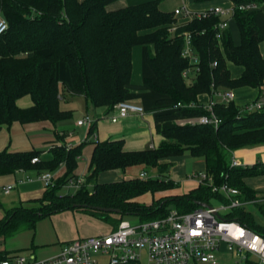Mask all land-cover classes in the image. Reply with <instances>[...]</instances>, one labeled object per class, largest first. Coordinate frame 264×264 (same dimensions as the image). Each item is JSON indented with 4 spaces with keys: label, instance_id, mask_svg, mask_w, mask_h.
I'll return each mask as SVG.
<instances>
[{
    "label": "trees",
    "instance_id": "16d2710c",
    "mask_svg": "<svg viewBox=\"0 0 264 264\" xmlns=\"http://www.w3.org/2000/svg\"><path fill=\"white\" fill-rule=\"evenodd\" d=\"M117 1L0 0L1 14L9 24L0 37V131L16 122H50L57 126L70 121L73 113L62 110L61 103L75 97H83L91 107L104 108L111 114L129 95L132 52L136 46L147 47L146 59L153 77L146 79L145 84L160 97L156 107L169 109L156 116V132L163 138L158 148L128 151L123 140L88 139L76 147L55 148L52 158L45 161L41 160L40 151L0 153V177L20 172L54 173L61 165L66 167L65 175L35 202L38 207H18L0 221V238L32 229L38 221L63 212L86 214L114 231L123 220L149 222L166 218L172 210L190 213L205 205H229L227 198L207 185L184 195L156 197L178 187L166 174L186 154L204 163V171L213 178L214 185L228 183L240 191L242 201L258 200L257 192L247 180L264 176V163L231 168V157L238 150L264 145V111L239 117L235 103L217 105L215 112L223 123L215 129L176 124L177 118L205 115L201 108L172 109L179 103L201 105L199 97L211 95L213 89H264V36L256 23L259 11L236 12L234 22L240 35L236 44L231 25L221 40L216 38L214 28L220 21L217 17L179 25L175 13L160 10L161 0L108 11V6ZM229 1L235 5L264 6V0ZM176 25L171 35L169 30ZM186 32L192 34V45L200 59V71L191 85L183 76L189 68V62L182 57ZM228 63L243 68L239 78L232 77ZM60 64L69 69V87H63L59 81ZM26 96L31 97L33 105L22 109L17 103ZM94 132L95 124L88 132L89 137ZM90 144L94 149L84 186L73 194H59L70 179L78 178L75 175L78 160ZM34 158L40 162L33 164ZM135 167L159 173L149 179L99 182L101 174L118 170L126 173ZM146 195L153 197L149 204L141 202ZM94 208L115 209L119 213ZM222 219L237 221L264 237V225L245 207L224 213Z\"/></svg>",
    "mask_w": 264,
    "mask_h": 264
},
{
    "label": "built area",
    "instance_id": "2783aa9c",
    "mask_svg": "<svg viewBox=\"0 0 264 264\" xmlns=\"http://www.w3.org/2000/svg\"><path fill=\"white\" fill-rule=\"evenodd\" d=\"M258 6L252 3L231 7L214 6L202 13L193 14L188 10L177 9L176 17H184L193 20H207L213 17L220 19L215 26L216 38L221 40L223 33L229 29L231 19L237 11L253 12ZM173 26L169 32L173 35L177 29ZM9 29L5 19H0V37ZM192 34L185 33V44L182 57L189 62V68L183 76L190 84L199 73L200 59L192 45ZM212 67H217L213 63ZM236 101L233 90L213 89L211 100L207 104L183 105L179 103L172 110L188 108H201L206 114L195 118H177V125H202L213 126L218 129L223 123L215 112L217 105H230ZM264 111V98L253 100L239 110V117ZM160 111H156V115ZM143 106L123 101L118 103L109 119L112 123L127 119L132 115H145ZM95 124L94 118L87 115L78 121V127L87 130L86 140L97 142L96 135L89 137L88 132ZM40 159L34 158L32 163H38ZM231 168H250L244 165L232 153ZM24 173L25 172H20ZM147 173H141L140 178L149 179ZM59 179L52 172H43L39 175H26L16 181V186H22L33 182H40L46 189L53 188ZM191 180L200 185H207L214 193H220L230 201L229 205L218 204L209 208H201L190 213H180L177 210L170 211L166 218L149 222H132L123 220L119 227L106 235L78 238L65 245L60 253L46 260L30 258L24 255H14L1 260L0 264H99V256H109L110 264H220L219 253L222 246L232 255L239 256L244 262L264 264V237L250 230L237 221L222 219V215L232 209L242 208L247 202L242 201L240 191L228 183L221 186L214 185L213 178L207 173H193ZM86 182L84 178L70 179L64 188L79 190ZM14 186L4 188L9 194Z\"/></svg>",
    "mask_w": 264,
    "mask_h": 264
},
{
    "label": "crops",
    "instance_id": "0c3cea01",
    "mask_svg": "<svg viewBox=\"0 0 264 264\" xmlns=\"http://www.w3.org/2000/svg\"><path fill=\"white\" fill-rule=\"evenodd\" d=\"M79 1L83 2L84 0ZM152 1L157 0H119L109 5L107 9L110 12H114ZM217 5L231 7L233 3L229 0H216L210 2H197L196 0H161L159 8L161 11L167 13H175L177 9H183L193 14H198ZM258 11L256 23L264 36V6ZM177 20L179 25L191 22L190 19L180 16L177 17ZM231 30L234 40L236 44H238L240 42V35L234 21L231 22ZM236 34L239 37L238 42L235 39ZM146 54V46H136L133 49V71L129 86V95L126 98L128 102L143 106L146 111L145 115H132L127 119L112 123L109 119L111 114L108 115L104 108L95 109L91 107L85 98L75 97L66 99L61 103V108L63 104H69L74 101V99H78L83 100L85 110L76 114L74 110H64L71 111L73 113V119L70 120V122L59 123L57 126L50 122L32 124H21L16 122L11 127L2 129L0 131V153L4 151H9L11 153L40 151L42 153L40 157L41 160H49L52 158L55 148L62 146L72 148L85 141L87 130L84 127H78L77 123L87 115H92L91 117L95 120L94 134H96L98 142L123 140L125 149L128 151H142L148 148H158L163 138L156 132L157 115L155 112L161 110L163 113L169 110L158 109L156 107V101L160 99V97L149 90L145 84L146 79L153 77V72L147 63ZM228 67L234 79L239 78L243 73L242 67L238 68V66L232 63H228ZM58 78L63 87L64 85L67 87L70 86L71 77L66 65H58ZM63 87L61 93L65 92V88ZM133 89L138 91H132ZM250 90L252 93L246 91L250 93V95L248 94L249 96H243L242 91H236L239 93L236 95L235 104L241 106L243 103L245 104L248 101L254 100L258 95V91L253 89ZM210 99V95H202L199 97V103L207 104ZM17 104L20 108L27 109L33 105V102L30 96H26L19 100ZM57 133L59 135H57ZM93 149V144L88 145L83 155L78 160V168L75 171V175L80 178L87 179L88 177ZM252 151H258L257 153L263 152L262 156L264 158V151L262 149ZM239 156L241 158L249 157L242 153H240ZM238 159L241 161L240 158ZM259 163L264 162L261 161ZM253 165L254 164L247 166L252 167ZM204 170L205 166L200 172H204ZM65 173L66 167L64 165H61L60 168L54 172L59 178L65 175ZM26 175L34 176L35 174L16 173L0 177V221H2L10 211L18 207L27 209L38 207V204L35 202L44 196L46 188L40 182L16 186V181ZM120 176L121 174L117 171L104 173L99 176V182H117L114 180L118 179ZM247 184L257 192L258 200L247 202L245 208L247 211L251 212L247 207L250 205L257 206L260 210L261 219L264 221V176L248 179ZM11 185L14 186V188L9 194H6L4 188ZM89 186L92 188L93 184ZM187 193L176 195H184ZM148 196H150V200H145V203L149 204L152 202L153 197L151 195ZM156 197L161 196L157 195ZM111 231L112 228L108 225L80 212L70 211L55 214L38 221L32 229L21 230L9 238H0V261L5 257H12L14 255H24L34 259L46 260L58 255L65 245L78 238L106 235ZM229 255L231 254L227 251L226 247L222 246L219 253L220 264L222 257L227 258ZM245 264L253 263H248L247 261Z\"/></svg>",
    "mask_w": 264,
    "mask_h": 264
},
{
    "label": "rangeland",
    "instance_id": "374dc122",
    "mask_svg": "<svg viewBox=\"0 0 264 264\" xmlns=\"http://www.w3.org/2000/svg\"><path fill=\"white\" fill-rule=\"evenodd\" d=\"M262 7L258 8V10H261ZM258 10H256V11H258ZM253 12H255V11H253ZM248 13H252V12H248ZM0 19H4V17L1 14V11H0ZM234 20H235V16L232 17L231 22H233ZM235 39H236L237 42L239 41V37H238L237 34H236ZM263 50H264V48L262 46V51ZM185 81H186V83L188 85H191L187 79H185ZM250 89H252V88H241V90L240 89H237V90L233 89V91H234L235 95H238L237 93L242 91L243 96H249L250 93H252V91ZM238 90H239V92H236ZM253 90L258 91V95H257V97L254 100H257V99L259 100L261 98H264V89L263 90L253 89ZM132 91H138V90L133 89ZM246 91H249L250 93L246 92ZM210 97H212V94L210 95ZM249 102H251V101H248L247 103H249ZM247 103H245V104L243 103L241 106H239L237 104L236 105H237V107L240 110ZM62 108H63V110H74V113L76 114V113H80V112L85 110V104H84L83 100L74 99V101H72L69 104H63ZM165 109H168V108H165ZM75 118H76V116H75ZM68 122H70V121H68ZM84 128H83V130H84ZM94 135H96V134H94ZM257 149H259V150L262 149L264 151V145L238 150V151L235 152V157L237 159L240 158L244 165H252V164L255 165V164H257V163H259L261 161L264 162V158L262 156L263 152L262 153H260V152L257 153L258 151L257 152H253L252 151V150H257ZM240 153H242V154H244L246 156H249V157L241 158L239 156ZM258 154H259V156H258ZM203 164L204 163L201 160L194 159L191 156L186 154L181 160L177 161L175 163V165H172L171 169H170V172L166 174V175L169 174V176L173 179L175 184L177 183L178 187L176 189L170 190L168 192L160 193L159 196H161V197H163V196H172V195L174 196L176 194H182V193L190 192L194 188L198 187L197 181L191 180L190 176L193 173H200L201 169H203V167H204ZM117 172H119L121 174V176L118 177V179H115L114 181H120V180H124V179L140 177V174L142 172H146L149 176H155V177H157V173H159V171H157V170H153V169H146L145 170V168H143V167H135L133 169H129V170H127L126 173H123L121 170H118ZM74 192H75V190H68L67 188H62L60 190L59 194L67 195L69 193L73 194ZM145 200L149 201L150 200V196L146 195L143 198H141V202L145 203ZM247 209L251 211V213L254 215L255 219L257 220V222H259V223L261 222L260 224H262V225L264 224L263 219H261L260 210L258 209L257 206L250 205V206L247 207ZM130 221L136 222L137 220L132 218V219H130ZM97 258H99V264H110L109 263V256H103V257L99 256ZM221 264H245V262L239 256L231 254V255L227 256V258H223L222 257Z\"/></svg>",
    "mask_w": 264,
    "mask_h": 264
},
{
    "label": "water",
    "instance_id": "95a60500",
    "mask_svg": "<svg viewBox=\"0 0 264 264\" xmlns=\"http://www.w3.org/2000/svg\"><path fill=\"white\" fill-rule=\"evenodd\" d=\"M210 206L208 205H205L203 206V208H209ZM96 210H99V211H103V212H107V213H119L118 210H115V209H105V208H94Z\"/></svg>",
    "mask_w": 264,
    "mask_h": 264
}]
</instances>
